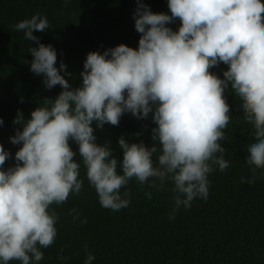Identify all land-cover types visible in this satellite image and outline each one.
Returning <instances> with one entry per match:
<instances>
[{"label":"clouds","instance_id":"obj_1","mask_svg":"<svg viewBox=\"0 0 264 264\" xmlns=\"http://www.w3.org/2000/svg\"><path fill=\"white\" fill-rule=\"evenodd\" d=\"M167 7L170 15L153 12L137 0V47L119 44L87 53L82 83L74 89L64 78L66 65L56 67L55 48L33 35L50 29L47 17L37 12L13 25L37 45L27 49L30 71L42 77L46 89L59 85L62 91L54 100L44 98L29 119L17 110L13 123L20 127L9 137L19 145L14 166L4 169L10 153L0 144V264H40L42 249L58 234L59 217L51 206L80 194L81 163L105 209L128 207L129 193L121 189L132 179L157 192L171 184L170 219L195 199L206 201L209 175L230 168L219 143L230 122L225 97L229 89L255 129L245 159L253 175L241 182L260 178L256 172L264 170V0H167ZM176 20L180 24L174 31L168 25ZM221 63L227 66L222 78L210 71ZM125 113L137 120L151 113L153 143L146 147L142 141L128 143L119 137L118 161L107 142L97 144L94 131L105 124L118 126ZM3 123L0 119V126ZM69 141L78 146L80 162ZM145 195L152 198V192ZM93 260L88 254L84 264Z\"/></svg>","mask_w":264,"mask_h":264},{"label":"trees","instance_id":"obj_2","mask_svg":"<svg viewBox=\"0 0 264 264\" xmlns=\"http://www.w3.org/2000/svg\"><path fill=\"white\" fill-rule=\"evenodd\" d=\"M141 2L153 12L170 15L167 0ZM136 6L137 0H0V119L4 121L0 144L10 153L4 169L14 166L19 148L9 140L20 127L13 123L17 110L29 119L44 98L54 100L62 91L59 85L46 89L42 77L30 71L32 56L27 49L37 45L26 41L23 32L14 31L13 25L37 12L47 17L50 29L34 31L33 35L55 48L56 67L61 62L66 65L68 75H62L74 89L82 83L80 73L87 53L103 52L119 44L137 47L140 34L133 20ZM179 24L176 20L168 27L175 31ZM226 68L221 63L210 71L222 78ZM225 97L230 122L224 129L225 139L219 143L230 168L209 175L206 201L195 199L190 208H181L170 219L171 184L157 192L132 179L121 189L122 194L125 190L129 193L128 207L120 211L105 209L89 186L81 163L84 184L80 194H70L63 204L51 206L59 217L58 234L51 246L42 249L40 264H84L88 254L95 256L92 264H264V170H257L260 178L255 183L241 182L253 175L245 159L248 146L255 142V129L245 120L242 104L230 89ZM153 127L151 113L142 120L125 113L118 126L105 124L94 134L97 144L107 142L119 161L122 149L118 138L123 136L128 143L142 141L150 147ZM69 143L77 153L74 159L80 162L78 146ZM146 192H152L151 199ZM85 218L87 223H82Z\"/></svg>","mask_w":264,"mask_h":264}]
</instances>
